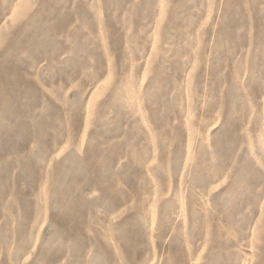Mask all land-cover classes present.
Instances as JSON below:
<instances>
[{"label":"rangeland","instance_id":"obj_1","mask_svg":"<svg viewBox=\"0 0 264 264\" xmlns=\"http://www.w3.org/2000/svg\"><path fill=\"white\" fill-rule=\"evenodd\" d=\"M0 264H264V0H0Z\"/></svg>","mask_w":264,"mask_h":264},{"label":"bare ground","instance_id":"obj_2","mask_svg":"<svg viewBox=\"0 0 264 264\" xmlns=\"http://www.w3.org/2000/svg\"><path fill=\"white\" fill-rule=\"evenodd\" d=\"M78 209V208H77ZM76 208H75V210H77Z\"/></svg>","mask_w":264,"mask_h":264}]
</instances>
